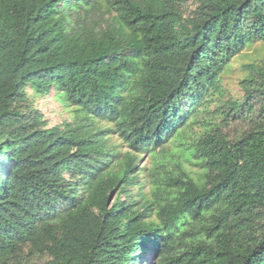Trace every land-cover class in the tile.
<instances>
[{
	"label": "trees",
	"instance_id": "obj_1",
	"mask_svg": "<svg viewBox=\"0 0 264 264\" xmlns=\"http://www.w3.org/2000/svg\"><path fill=\"white\" fill-rule=\"evenodd\" d=\"M184 2L0 0V264H264V67L199 122L264 43V0ZM44 96L71 121L49 127Z\"/></svg>",
	"mask_w": 264,
	"mask_h": 264
},
{
	"label": "rangeland",
	"instance_id": "obj_2",
	"mask_svg": "<svg viewBox=\"0 0 264 264\" xmlns=\"http://www.w3.org/2000/svg\"><path fill=\"white\" fill-rule=\"evenodd\" d=\"M196 7L195 0H185L183 4V11L185 16H188ZM247 65H258L264 67V43L252 44L247 47L239 56L234 58L226 68L225 72L220 76L219 92H210L211 94L206 97L205 103L206 106L201 110V118L199 122L201 123H211L217 124L222 120V117L217 116L216 120L213 121L209 117L212 113L220 108H225V105L228 101H241L243 93L241 90L240 82L247 76V71L244 69ZM37 109L42 113L45 120L48 123L49 127H62L64 122H70L71 118L69 112L63 105H60L53 100L52 97L44 96L36 102ZM203 113V114H202ZM101 128H108L109 126L105 124L99 125ZM205 128H208L206 126ZM243 126L239 123H234L232 121H227V123L221 128L223 134L229 137V139L236 138V135L239 134ZM204 127L202 124H197L191 126L188 133L184 136L185 142L191 143L195 136L202 131ZM112 143L118 147V151L124 155L127 153L128 149L125 144H123L116 136L112 137ZM182 150L179 147L177 141H173L171 145L166 148L171 154L179 155ZM151 157L143 155L139 157V162L136 167L146 168L150 167ZM183 168L194 178L201 174L199 168L190 163H184ZM140 182L142 185V191L147 194L149 191L148 187V178L145 177V173L140 174ZM137 189H134V192L137 193ZM148 264H156L154 258L150 256L148 258Z\"/></svg>",
	"mask_w": 264,
	"mask_h": 264
}]
</instances>
